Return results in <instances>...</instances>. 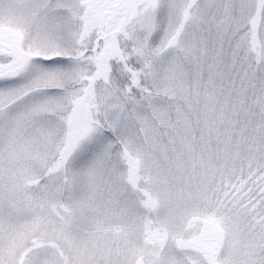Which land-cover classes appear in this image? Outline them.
Masks as SVG:
<instances>
[{
  "label": "snow or ice",
  "instance_id": "obj_1",
  "mask_svg": "<svg viewBox=\"0 0 264 264\" xmlns=\"http://www.w3.org/2000/svg\"><path fill=\"white\" fill-rule=\"evenodd\" d=\"M0 264H264V0H0Z\"/></svg>",
  "mask_w": 264,
  "mask_h": 264
},
{
  "label": "rangeland",
  "instance_id": "obj_2",
  "mask_svg": "<svg viewBox=\"0 0 264 264\" xmlns=\"http://www.w3.org/2000/svg\"><path fill=\"white\" fill-rule=\"evenodd\" d=\"M112 239V234L111 233H102L100 234V237L97 241V243L101 246H103L106 242H111ZM66 255H71V253H68L67 251L65 252Z\"/></svg>",
  "mask_w": 264,
  "mask_h": 264
}]
</instances>
